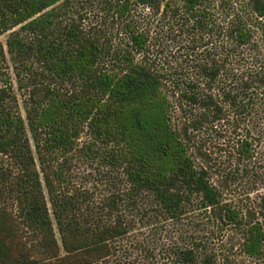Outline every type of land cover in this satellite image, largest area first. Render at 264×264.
Returning <instances> with one entry per match:
<instances>
[{"label": "trees", "instance_id": "trees-1", "mask_svg": "<svg viewBox=\"0 0 264 264\" xmlns=\"http://www.w3.org/2000/svg\"><path fill=\"white\" fill-rule=\"evenodd\" d=\"M61 1L0 0V35L8 33L0 67L9 59L34 78L25 118L0 86V154L18 169L0 171V264L109 262L130 232L124 207L172 221L195 207L216 228L242 231L244 253L264 259V190L246 209L225 202L212 180L216 160L200 151L207 140L197 145L209 129L247 130L229 147L238 161L224 186L254 159L251 121L264 115V0H103V15L126 38L118 45ZM164 31L184 39L191 75L162 60ZM74 151L121 170L124 190L92 204L65 170ZM192 235L179 261L217 264Z\"/></svg>", "mask_w": 264, "mask_h": 264}, {"label": "rangeland", "instance_id": "rangeland-1", "mask_svg": "<svg viewBox=\"0 0 264 264\" xmlns=\"http://www.w3.org/2000/svg\"><path fill=\"white\" fill-rule=\"evenodd\" d=\"M62 1L60 3L63 4ZM102 3L103 0H71L68 8L73 9L71 13L79 17L78 20L83 26H92V28L104 26L103 29L114 45L126 42V38L123 39V35L117 29V21H113L111 17L107 19L103 15ZM76 9L79 13L75 11ZM162 33L159 41L164 50L160 52L162 60L174 68L177 67V70H183L180 73L185 72L191 75L192 69L189 67L185 50L182 47L179 49L184 39L178 36L177 41H173L166 31ZM7 36L8 33L0 35V41L5 43ZM260 43L264 48V31ZM33 85L34 78L28 69L16 65L9 59L7 63H2L0 86L10 88L11 96L7 97V103L14 112L21 114L24 118L30 103V91ZM174 114H176V123L181 125L183 118L180 111L176 109ZM251 123V137L255 142L254 159L249 162V165L242 164L237 178L230 179L226 186H224V175L235 171L236 160L238 161L237 157L233 158L230 155L229 147L231 146L234 150V143L238 138L247 135V130L243 128L234 133L229 129L227 132L225 128L220 127L223 136H217L215 130L209 129L201 132L197 138L199 140L197 145L200 146L205 139L207 140L206 145L200 151L208 152L216 160L213 163L215 169L212 170L214 173L212 180L221 187L223 199L225 202H232L244 209L250 207L264 190V115ZM28 136L34 144L29 131ZM87 138L86 132L83 133L79 140L80 146ZM77 152L74 151L66 156L68 161L65 170L68 171L70 184L92 195V204L97 205L104 196L112 192L124 190L125 180L121 170L115 167L110 168L111 166L102 162L100 157L94 155L90 158L81 152L77 155ZM191 152L199 154L196 147L192 148ZM61 160L64 162L65 157H61L60 161L57 160V166ZM246 165L252 172L255 171L254 176H247V172L242 170ZM0 171L16 173L18 169L10 156L0 154ZM123 210L125 211L124 217L130 225V232L117 242V249L110 261L101 264H182L179 261V251L191 244L192 234L197 236L199 241L204 239L205 251L213 254L217 264H264V259H252L244 253L242 231L232 227L216 228L208 220L206 212L195 209V207L180 221L166 219L158 211L143 212L142 209L132 210L125 207Z\"/></svg>", "mask_w": 264, "mask_h": 264}]
</instances>
